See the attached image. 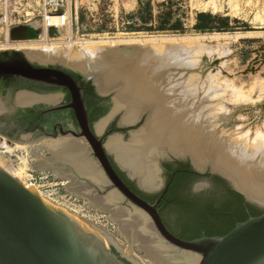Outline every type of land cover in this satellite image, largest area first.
<instances>
[{
    "label": "water",
    "instance_id": "1",
    "mask_svg": "<svg viewBox=\"0 0 264 264\" xmlns=\"http://www.w3.org/2000/svg\"><path fill=\"white\" fill-rule=\"evenodd\" d=\"M43 32L42 23L38 21L18 24L11 28L10 40L37 41L43 38ZM107 51H117L126 57L138 58L142 55L140 46L109 47ZM249 72H255L254 68L243 74ZM13 76L19 77L25 84L15 98L21 110L51 105V111H57L56 106L64 89L71 92L72 102L65 108L75 109L83 133L80 136L61 134L51 140L74 138L82 141V150L59 157L50 151V157L40 169L58 172L71 181L67 186L71 191L83 197L95 198V204L110 215L129 245L126 248L104 229L43 198L33 187H26L0 167V264H143L133 253L134 246L139 247L156 264H264V160L260 161L258 168L259 194L256 198L210 166L197 168L189 157L165 155L156 160L158 173H162L164 163L178 160L189 163L199 174L218 176L241 195L245 203L263 212L260 216L237 223L225 236L183 240L166 227L158 209L160 200L151 204L132 192L109 159L112 156L109 141L126 137L130 140L144 128L146 114L130 124L118 123L119 131L105 142L103 134L107 127H102V122L109 124L115 116L116 93L101 92L94 74L61 63L31 59L29 53L23 50L0 51V82ZM82 80H92L98 95L110 100L108 114L96 123V134L89 127L90 109L88 99L80 91ZM4 110L7 112L6 107ZM250 110L264 112V104ZM242 112L243 108H238L228 118L225 127L232 128L234 118ZM43 140L48 139L18 143L30 144ZM114 161L119 163L116 157ZM119 165L144 190H159L164 186L162 179L155 189H147L137 177Z\"/></svg>",
    "mask_w": 264,
    "mask_h": 264
},
{
    "label": "rangeland",
    "instance_id": "2",
    "mask_svg": "<svg viewBox=\"0 0 264 264\" xmlns=\"http://www.w3.org/2000/svg\"><path fill=\"white\" fill-rule=\"evenodd\" d=\"M138 1L140 7L132 13L125 9L124 0H24L17 11L21 14L20 21L22 23L31 19V22L33 20L41 22L42 28L46 27L45 31L48 33L43 32L45 36L42 40L47 42L52 40L73 41L76 43L75 48H81V43L91 44V42L97 46L109 47L115 40L117 43L113 47L134 46L122 43L125 38L165 39L178 37L180 40L177 42L175 39H172L173 43L171 41L158 42L160 44L176 43L178 46H175L176 49L172 54L160 55L161 58L155 62L158 63L159 68L161 66L163 68L166 62L167 67L161 68L160 72H166L178 84L176 94L179 98L182 97L181 99L184 101L188 99L191 109L195 106L201 121H203L202 118L206 119L208 126L214 128L219 136L229 138L235 134V136L232 135L235 138L240 134H246L247 140L253 142L259 137L258 131L264 134V112L250 110L251 107H259L264 104V64L262 63V56H264V0ZM9 10L12 11V8ZM28 13H33L34 16L28 15ZM219 18L224 21L225 29L203 30L198 28L202 22L214 21ZM52 25L54 28L51 27ZM52 29L54 30L52 31ZM51 33H54V36ZM23 47L19 48L24 49L23 51L29 49L27 46ZM3 48H0V51L9 50L7 46ZM14 48L16 49L18 46ZM19 48L18 50H20ZM89 57L91 56L89 55ZM92 60L94 61V59ZM85 64L86 60H84V66ZM96 65L98 64L96 63ZM251 68H254L255 72L243 74ZM209 87H212L213 91ZM238 90L243 93L246 101H235ZM188 94L190 95L188 96ZM238 108H243L244 112L236 115L235 125L232 128L225 127V124L229 122L228 118L235 114ZM116 109L112 121L109 124L102 122V127H108L113 121L117 123L123 121L125 112L123 109H117V111ZM144 114H146L145 118H148L150 112L147 111ZM204 115L209 117L205 118ZM2 137L0 135V138ZM3 138L12 144H21ZM38 142L27 144L34 145V156L31 155V151L30 154L21 150L10 153L4 152L1 148L0 156L6 165L11 166L17 172L24 171V179L27 175L35 177V173L47 175L48 180L37 182L33 187L36 191H38L37 186H43L49 182L47 185L57 183L62 190L64 188L65 192L77 196L85 204V211L71 213L104 229L128 248L129 241L110 215L95 204V198L83 197L81 194L71 191L67 188L71 181L58 172L40 169V165L44 164V161L41 160L49 158L50 151L48 149L38 150L43 144V142ZM122 142L129 143V137L123 139ZM109 143L108 148L113 158L116 157L123 167L129 169L118 159L117 153ZM166 154L175 155L168 147H165L162 155L153 158L156 160ZM119 163L117 162L118 165ZM129 170L131 171V169ZM164 171L163 169L162 173H158V182L167 176ZM124 172L128 175L126 171ZM136 177L139 178V176ZM21 182L23 183L22 180ZM58 206L69 211L64 206ZM133 253L143 264H156L137 246L133 247Z\"/></svg>",
    "mask_w": 264,
    "mask_h": 264
},
{
    "label": "bare ground",
    "instance_id": "3",
    "mask_svg": "<svg viewBox=\"0 0 264 264\" xmlns=\"http://www.w3.org/2000/svg\"><path fill=\"white\" fill-rule=\"evenodd\" d=\"M45 28L44 26V32H46ZM51 34L54 36V33ZM172 39H175L176 42L180 40L178 37L165 39L135 37L122 40V43L126 45L131 44L141 47L142 55L138 58L126 57L117 51L108 52L107 48L113 47L117 40L112 41L109 47L97 46L91 42V44L81 43V48H75L76 43L73 41L50 40L51 42H47L41 39L11 45L4 42L0 44V48L7 46L10 49L17 46L18 48L27 46L29 49L26 52L29 53L31 59L44 63H61L81 71L85 67L84 73L90 72L92 75L94 74L101 92L114 91L116 93L115 108L118 110L123 109L125 112L123 124L133 123L144 112L149 111L150 114L147 118L146 126L139 133H135L136 135L131 137L132 139L130 138L129 143H123L120 138H113L109 143L122 164L131 169L134 175L139 176L145 187H157L159 183L158 168L154 161L161 156L156 160L153 157L162 155L165 147H168L175 154L173 156L189 157L199 169L210 166L212 170L228 176L235 185L245 188L252 198L258 197L257 177L259 176L260 161L264 160V134L258 131L259 137L253 142L247 140L246 134L236 135L237 137L235 138V134H232L234 136L231 135V137L226 138L216 134L214 128L208 126L206 119L202 118L203 121H201L195 106L191 109L189 100L184 101L181 99L182 97L179 98L176 94L178 84L172 79V76L169 77L166 72H160L162 66L159 68L158 63L156 64L155 62L161 58L160 55L172 54L173 50L176 49L175 46H178L176 43L160 44L158 42H172ZM18 48L16 49L18 50ZM19 49L21 50V48ZM88 53L98 65H93L89 55L87 56ZM85 58L86 64L84 66ZM165 64L164 66H166ZM209 88L211 90L212 87ZM237 92L235 101H246L245 96L242 95L243 93L239 90ZM183 97L186 96L183 95ZM2 138H0V148L4 152L11 153L21 150L30 154L31 151V155L34 156V145L12 144V142L10 143ZM42 142L41 150L48 149L57 153L58 157L82 150V141L74 138H58L55 140H43ZM0 167L14 178L22 180L26 187H31L27 179H24L25 172L22 170L17 172L11 166L6 165L1 156Z\"/></svg>",
    "mask_w": 264,
    "mask_h": 264
},
{
    "label": "flooded vegetation",
    "instance_id": "4",
    "mask_svg": "<svg viewBox=\"0 0 264 264\" xmlns=\"http://www.w3.org/2000/svg\"><path fill=\"white\" fill-rule=\"evenodd\" d=\"M92 59L93 58L90 57L91 62L96 66L95 61ZM84 70L85 67H83L82 72H84ZM87 73L92 75L90 72ZM82 82L83 87L80 88V91L84 92L88 99L87 106L90 109L88 119L89 127L91 131L96 134V123L107 114L110 100L109 98L98 95L92 80H82ZM24 86V82L17 76L10 77L8 80L0 82L1 136L15 142H29L35 139L51 140L52 137H58L61 134L80 136L83 133L75 109L65 108L72 102V95L69 90L64 89L63 96L60 98V103L56 106L59 109L57 111L52 112L50 108H53V106L51 105H40L39 107L36 106L32 109L21 110L18 107L15 98L16 94ZM4 106L7 108V112H5ZM118 131V123L113 121L103 134L105 142L112 134ZM125 131L126 130H123V132ZM109 159L119 177L132 192L151 204H156L160 200L158 204L160 215L163 217L162 219L169 223V225L176 220L173 215L169 214L171 207L177 208L181 212L189 213L191 210L204 209L206 206L212 204L215 206L216 202L223 201V197L228 199V190L233 191L220 177L211 174H199L191 168L189 163L178 160L163 164L164 172L167 174L164 179L163 188L147 191L140 187L137 180L130 179L129 176L119 168L115 163L113 156H109ZM181 164L184 166L188 165L189 170L179 169L178 166ZM127 170L132 176H134L129 169ZM187 171L193 174H185L181 177L177 176L178 173ZM139 182L145 187L140 179ZM145 188L155 189L149 187ZM168 194L171 195L170 200H166ZM167 228L169 229V227ZM169 231L175 236L181 238L170 229ZM204 236L205 232H202V237Z\"/></svg>",
    "mask_w": 264,
    "mask_h": 264
},
{
    "label": "trees",
    "instance_id": "5",
    "mask_svg": "<svg viewBox=\"0 0 264 264\" xmlns=\"http://www.w3.org/2000/svg\"><path fill=\"white\" fill-rule=\"evenodd\" d=\"M223 22L220 18L214 21L202 22L198 25V28L203 30H221L225 29ZM178 168L189 170L188 165L184 166L181 164ZM185 174L193 173L188 171L180 172L177 176L181 177ZM223 198V201L216 202L215 206L212 204L204 209L191 210L189 213H184L177 208L171 207L169 214L173 215L176 220L173 221V225L171 223L169 225L164 219L163 221L172 232L178 234L183 240L191 241L201 238L202 232H205L206 237L225 236L235 228L237 223L245 222L249 217L260 216L263 213L256 207L245 203L244 198L234 191L228 190V199ZM170 199L171 195L168 194L166 200Z\"/></svg>",
    "mask_w": 264,
    "mask_h": 264
},
{
    "label": "built area",
    "instance_id": "6",
    "mask_svg": "<svg viewBox=\"0 0 264 264\" xmlns=\"http://www.w3.org/2000/svg\"><path fill=\"white\" fill-rule=\"evenodd\" d=\"M23 1L24 0H0V44H2L3 42H5L6 44L8 43V45L21 43L10 40V30L15 25L23 24L20 21L21 14L17 11L19 10ZM9 8H12V11H10ZM28 14L34 16L33 13ZM29 20L30 21L27 20L24 23L31 22V19ZM9 50L16 49L10 48ZM35 175V177L31 175L26 176V179L31 187H35L37 182H42L49 179V177L44 173H35ZM48 183L49 182H47V184ZM47 184H43V186H37L38 191L43 198L51 201L56 205L66 207L67 209H69V212L85 211V204L82 203L81 199H79L77 196L65 192L64 188L62 190L57 183L49 185Z\"/></svg>",
    "mask_w": 264,
    "mask_h": 264
},
{
    "label": "crops",
    "instance_id": "7",
    "mask_svg": "<svg viewBox=\"0 0 264 264\" xmlns=\"http://www.w3.org/2000/svg\"><path fill=\"white\" fill-rule=\"evenodd\" d=\"M123 5L125 9L131 13L134 12L135 10H138V8L140 7L138 0H124ZM47 160L48 158H45L44 160H41V161H44L43 163L46 164ZM44 164L40 165V167L44 166Z\"/></svg>",
    "mask_w": 264,
    "mask_h": 264
}]
</instances>
